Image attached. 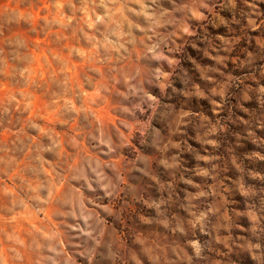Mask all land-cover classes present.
Instances as JSON below:
<instances>
[{
	"label": "rangeland",
	"instance_id": "374dc122",
	"mask_svg": "<svg viewBox=\"0 0 264 264\" xmlns=\"http://www.w3.org/2000/svg\"><path fill=\"white\" fill-rule=\"evenodd\" d=\"M0 264H264V0H0Z\"/></svg>",
	"mask_w": 264,
	"mask_h": 264
}]
</instances>
